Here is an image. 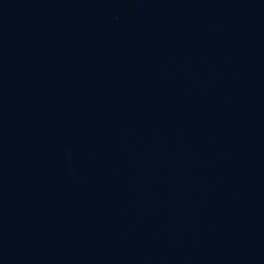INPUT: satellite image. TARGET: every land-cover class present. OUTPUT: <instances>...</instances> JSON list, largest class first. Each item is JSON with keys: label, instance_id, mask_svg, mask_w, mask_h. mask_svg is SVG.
<instances>
[{"label": "water", "instance_id": "1", "mask_svg": "<svg viewBox=\"0 0 264 264\" xmlns=\"http://www.w3.org/2000/svg\"><path fill=\"white\" fill-rule=\"evenodd\" d=\"M0 264H264V0H0Z\"/></svg>", "mask_w": 264, "mask_h": 264}]
</instances>
